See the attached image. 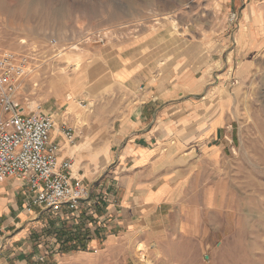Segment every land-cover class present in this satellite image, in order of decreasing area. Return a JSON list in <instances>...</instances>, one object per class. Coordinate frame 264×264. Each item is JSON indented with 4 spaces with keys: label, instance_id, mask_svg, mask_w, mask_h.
I'll return each mask as SVG.
<instances>
[{
    "label": "rangeland",
    "instance_id": "rangeland-1",
    "mask_svg": "<svg viewBox=\"0 0 264 264\" xmlns=\"http://www.w3.org/2000/svg\"><path fill=\"white\" fill-rule=\"evenodd\" d=\"M251 4L264 9V0H0V67L6 55L27 66L16 95L26 113L52 112L74 128L83 149L63 148L86 184L106 170L119 124L159 83L204 77L200 97L227 100L234 122L231 153L202 163L176 201L125 230H108L94 209L24 208L25 264H264V44L247 55L240 40ZM121 67L136 75L120 82ZM14 184L20 204L28 189ZM4 221L0 252L16 236Z\"/></svg>",
    "mask_w": 264,
    "mask_h": 264
},
{
    "label": "crops",
    "instance_id": "crops-1",
    "mask_svg": "<svg viewBox=\"0 0 264 264\" xmlns=\"http://www.w3.org/2000/svg\"><path fill=\"white\" fill-rule=\"evenodd\" d=\"M252 11L258 16L257 22ZM242 18L240 40L242 52L248 55L264 44V9L248 5ZM116 73L120 82L136 75L132 67H121ZM179 78L173 87L159 83L151 88L149 98L136 106L115 131L106 170L85 176L92 190L86 209H94L108 230H125L150 210L158 211L176 201L185 182L202 163L214 165L232 151L234 122L228 101L200 97L208 86L204 77H191L183 84ZM181 95L188 97L178 100ZM63 150L62 158L71 157ZM103 175L108 179L106 186L99 182ZM0 184V217L9 226H16V236L6 239L0 252V264H25L29 257L24 244H20V227L26 221L24 203L29 190L19 204L18 185L13 180ZM103 192H109L107 197L100 194ZM101 196L107 200L101 201Z\"/></svg>",
    "mask_w": 264,
    "mask_h": 264
},
{
    "label": "built area",
    "instance_id": "built-area-1",
    "mask_svg": "<svg viewBox=\"0 0 264 264\" xmlns=\"http://www.w3.org/2000/svg\"><path fill=\"white\" fill-rule=\"evenodd\" d=\"M236 15H233L235 19ZM51 44L55 46L56 40ZM29 74L27 66L3 57L0 67V183L18 181L28 188L24 208L63 209L80 216L90 206L91 188L84 178L74 175V160L62 158L63 145H74V128L57 124L56 114L45 111L26 113L16 101L18 86ZM58 128V130H57ZM3 243L0 241V248Z\"/></svg>",
    "mask_w": 264,
    "mask_h": 264
},
{
    "label": "bare ground",
    "instance_id": "bare-ground-1",
    "mask_svg": "<svg viewBox=\"0 0 264 264\" xmlns=\"http://www.w3.org/2000/svg\"><path fill=\"white\" fill-rule=\"evenodd\" d=\"M66 83L67 84H69L68 83V81H66ZM57 130H58V128H57ZM69 145V147H68V153L70 154H75V153H77V152H79V151H81V149H83V145H77V146H73V145H71V144H69V143H65V145H64V147H66V146H68ZM0 207H1V204H0ZM201 231V230H200ZM190 239V238H189ZM202 240V239H201ZM184 242H185V238H184V240H183ZM189 241V240H188ZM188 243V242H187ZM184 244H186V243H184ZM192 244V243H191ZM183 245V244H182ZM188 245V244H187ZM190 245V244H189ZM142 246V245H141ZM139 251V250H138ZM146 258V257H145Z\"/></svg>",
    "mask_w": 264,
    "mask_h": 264
}]
</instances>
